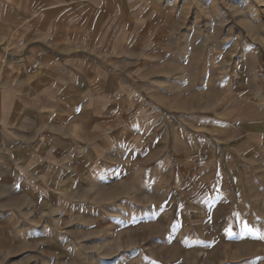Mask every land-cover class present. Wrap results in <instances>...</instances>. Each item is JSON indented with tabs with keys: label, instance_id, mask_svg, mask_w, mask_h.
<instances>
[{
	"label": "crops",
	"instance_id": "obj_1",
	"mask_svg": "<svg viewBox=\"0 0 264 264\" xmlns=\"http://www.w3.org/2000/svg\"><path fill=\"white\" fill-rule=\"evenodd\" d=\"M166 3L0 0V184L6 191L12 185L44 191L56 173L70 187L78 179L94 185L132 176L139 186L160 187L167 199L178 197L172 205L179 211L191 204L203 219L225 217L229 241L236 242L230 228L237 226L260 240L249 258L263 264L264 150L257 146L263 149L264 107L257 68L252 98L234 107L242 123L252 113L246 124L253 130L230 125L223 112L237 94L224 89L218 112L199 115L179 108L173 81L175 103L167 113L160 61L145 57L166 51L158 12ZM147 63L154 68L151 98ZM168 127L172 151L164 143ZM232 139L241 144L243 169L230 151Z\"/></svg>",
	"mask_w": 264,
	"mask_h": 264
},
{
	"label": "rangeland",
	"instance_id": "obj_2",
	"mask_svg": "<svg viewBox=\"0 0 264 264\" xmlns=\"http://www.w3.org/2000/svg\"><path fill=\"white\" fill-rule=\"evenodd\" d=\"M166 4L158 7L166 51L145 57L148 62L153 56L160 61L167 113L175 103L173 81L179 83V108L199 115L218 112V94L224 89V94L239 95L228 97L223 112L230 125L241 132L253 130L246 124L252 113L245 114L242 123L234 107L251 99L258 87L264 107V0ZM152 67L144 66L147 83H152L148 98L156 89ZM260 119L264 122V112ZM164 135L172 151V128ZM237 142L232 139L229 147L243 169L246 161ZM257 148L264 150V144ZM132 179L94 185L78 179L70 187L64 173H56L52 187L47 182L44 191L14 190L13 185L6 191L0 184V264H260L249 258L262 244L257 238H249L237 226L230 228L236 242L229 241L225 217L203 219L191 204L179 211L176 203L172 205L178 197L167 199L160 187L139 186ZM194 237L215 243L198 245Z\"/></svg>",
	"mask_w": 264,
	"mask_h": 264
},
{
	"label": "snow or ice",
	"instance_id": "obj_3",
	"mask_svg": "<svg viewBox=\"0 0 264 264\" xmlns=\"http://www.w3.org/2000/svg\"><path fill=\"white\" fill-rule=\"evenodd\" d=\"M260 238H264V236H260Z\"/></svg>",
	"mask_w": 264,
	"mask_h": 264
}]
</instances>
